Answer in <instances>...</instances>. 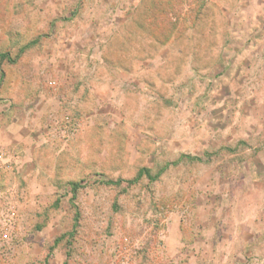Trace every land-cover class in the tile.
I'll return each instance as SVG.
<instances>
[{"label":"rangeland","instance_id":"1","mask_svg":"<svg viewBox=\"0 0 264 264\" xmlns=\"http://www.w3.org/2000/svg\"><path fill=\"white\" fill-rule=\"evenodd\" d=\"M0 264H264V0H0Z\"/></svg>","mask_w":264,"mask_h":264},{"label":"trees","instance_id":"2","mask_svg":"<svg viewBox=\"0 0 264 264\" xmlns=\"http://www.w3.org/2000/svg\"><path fill=\"white\" fill-rule=\"evenodd\" d=\"M140 173H141V175H142L143 173H145V171H144V170H142ZM74 189L76 190V187H75Z\"/></svg>","mask_w":264,"mask_h":264},{"label":"crops","instance_id":"3","mask_svg":"<svg viewBox=\"0 0 264 264\" xmlns=\"http://www.w3.org/2000/svg\"><path fill=\"white\" fill-rule=\"evenodd\" d=\"M243 8H244V7H243ZM240 10H241V9H240ZM241 11H242L241 13H246V12H245V9H242Z\"/></svg>","mask_w":264,"mask_h":264}]
</instances>
